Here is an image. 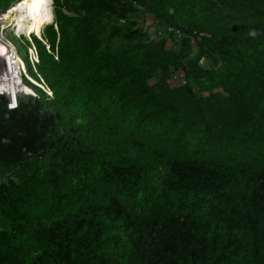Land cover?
I'll return each mask as SVG.
<instances>
[{
  "label": "trees",
  "instance_id": "obj_1",
  "mask_svg": "<svg viewBox=\"0 0 264 264\" xmlns=\"http://www.w3.org/2000/svg\"><path fill=\"white\" fill-rule=\"evenodd\" d=\"M54 4L53 97L0 98V264H264V0Z\"/></svg>",
  "mask_w": 264,
  "mask_h": 264
},
{
  "label": "bare ground",
  "instance_id": "obj_2",
  "mask_svg": "<svg viewBox=\"0 0 264 264\" xmlns=\"http://www.w3.org/2000/svg\"><path fill=\"white\" fill-rule=\"evenodd\" d=\"M44 1L21 0L17 7L0 19L4 21V29L13 27L27 39L35 36L43 40L45 26L54 21L52 8L44 7ZM25 75V64L19 54H10L6 47L0 46V90H6L12 97L26 93L28 89L22 80Z\"/></svg>",
  "mask_w": 264,
  "mask_h": 264
},
{
  "label": "rangeland",
  "instance_id": "obj_3",
  "mask_svg": "<svg viewBox=\"0 0 264 264\" xmlns=\"http://www.w3.org/2000/svg\"><path fill=\"white\" fill-rule=\"evenodd\" d=\"M50 1L51 0H45L44 1V7H47L48 6V3ZM20 2H21V0H10V3H8V4L7 3L0 4V19L3 18V17H5L6 16V13L8 14V12L10 10H12L15 7H17ZM55 9H56V7H55V4H54V0H52V11H53V14H54V21L51 24H48L47 26H45L43 33L45 32V30L50 25H55V27H56ZM149 21H150V23H152V19L150 17H149ZM3 22L4 21L1 20L0 27L3 26ZM11 28H8L5 31L0 32V37H2V36H5L6 37V35H7V38H9L14 43V45L16 46V48L18 49L19 54H20L19 56L22 57V58L21 57L20 58L22 59V61H24L25 70H26V75L25 76L27 78L24 77V85L26 86V88L28 89V91H26L25 94H31V95L33 94V95H36V90H34L31 86H35L36 88H39L40 90H42L39 87L40 86L39 84H42L40 82V80H39L40 79L39 76L41 78H42V76L38 72V65L40 63V57H39V63L38 64H35V66H33L30 63L29 59H28V43H27V41L25 40V38H24V36L22 34H20L19 32L17 33L16 31H14V28L13 27H11ZM159 30H161V28L157 29V31H159ZM16 35L19 36V37H21V38L18 39L16 37ZM35 38H36L35 36H32V40L34 41V43L36 45ZM43 39H44V34H43ZM167 44H168L167 46H168L169 49H173V48L177 49L176 46L172 42H168ZM37 50H38V48H37ZM38 53H39V50H38ZM204 64H205V66H208L207 65V62H205V61H204ZM204 64H202V65H204ZM183 82L184 81L181 78H175L174 79L175 85L182 84ZM49 98H52V97H49ZM193 140L196 141L195 138ZM193 140H192V142H187L189 149L195 148V144H194L195 141H193Z\"/></svg>",
  "mask_w": 264,
  "mask_h": 264
},
{
  "label": "built area",
  "instance_id": "obj_4",
  "mask_svg": "<svg viewBox=\"0 0 264 264\" xmlns=\"http://www.w3.org/2000/svg\"><path fill=\"white\" fill-rule=\"evenodd\" d=\"M0 23H1V21H0ZM3 26L0 27V32L6 30V29H4ZM170 31H173V30L170 29ZM16 37L18 39L21 38V37H19L17 35H16ZM25 40L28 43V59H29L30 63L33 66H35V64L39 63V53H38L37 47H36V45H35V43H34V41L32 39H26L25 38ZM0 46L6 47L8 49V52H10V54L11 53L12 54L13 53H18L19 54L18 49L16 48L14 43L9 38H7V35H6V37L5 36L0 37ZM201 64H204V59L201 60ZM24 77H26V76H24ZM39 78H40L39 79L40 82L42 83V84H39L40 85L39 87L44 91L45 94H47V96L53 97V93H52L51 89L49 88V86L44 81V79L41 78L40 76H39ZM22 80L24 82V78ZM22 95H31V94L20 93L18 96L12 97V96H10V94L6 90H0V98H2V99L5 98L4 103H5L7 111H8L7 114H6V118L10 117V114H11L12 111L17 110V108L19 107V98ZM33 96H35V95H33Z\"/></svg>",
  "mask_w": 264,
  "mask_h": 264
},
{
  "label": "water",
  "instance_id": "obj_5",
  "mask_svg": "<svg viewBox=\"0 0 264 264\" xmlns=\"http://www.w3.org/2000/svg\"><path fill=\"white\" fill-rule=\"evenodd\" d=\"M3 101H5V98H3Z\"/></svg>",
  "mask_w": 264,
  "mask_h": 264
}]
</instances>
